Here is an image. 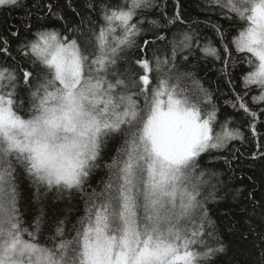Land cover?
<instances>
[{
	"label": "trees",
	"instance_id": "trees-1",
	"mask_svg": "<svg viewBox=\"0 0 264 264\" xmlns=\"http://www.w3.org/2000/svg\"><path fill=\"white\" fill-rule=\"evenodd\" d=\"M257 2L264 5L0 2V94L15 114L34 120L52 93L58 107L67 92L38 49L43 37L54 35L78 49L79 86L88 91L83 108L94 121L86 136L78 133V147L85 144L91 155L73 176L57 181L45 168H33L25 150L8 147L10 133H0V247L22 241L40 248V264H86L95 235L90 221L106 213L121 221L119 207L128 198L135 200L138 221L145 220L155 156L149 122L159 102L173 98L209 125L210 139L184 165L192 206L181 219L182 236H157L189 247L194 264H264V78L260 56L242 42ZM80 128L59 129L71 137Z\"/></svg>",
	"mask_w": 264,
	"mask_h": 264
},
{
	"label": "rangeland",
	"instance_id": "rangeland-1",
	"mask_svg": "<svg viewBox=\"0 0 264 264\" xmlns=\"http://www.w3.org/2000/svg\"><path fill=\"white\" fill-rule=\"evenodd\" d=\"M261 4L257 2L254 6L251 15L253 26L242 42L260 56L259 76L264 78V5ZM38 49L58 70L59 77L68 87L67 92L58 107L52 105L55 102V94L52 93V102L44 106L43 115L28 122H23L10 102L0 94V133H10L14 141L8 147L18 146L19 150H25L33 168L51 171L53 175L46 172L57 181L73 176L78 165L82 169L91 155L85 144L78 147V133L84 131L83 136H86V130L94 127V121L85 117L83 105L88 91L86 87L79 86L81 62L75 44L61 43L54 35L45 36ZM2 78L3 75L0 81ZM75 126L81 128L72 132L71 137L63 135V130L59 129ZM149 126V139L153 142L155 156L151 167L153 181L150 180L148 189L151 190V198L145 210V220L138 221L135 200L128 198L119 207L121 221L115 213L102 214L90 221L89 230L95 235L87 247L86 264H194L195 256L189 247L169 243L168 238L162 240L157 235L172 233L182 236L181 219L192 206V193L184 181V165L207 145L210 128L197 113L173 98L159 102ZM73 150L77 151L72 154ZM158 204L160 210L156 213ZM1 207L3 203L0 201ZM176 216L179 219L172 223ZM21 242H14L12 246L8 244L7 250L0 247V261L5 258L1 264H40L44 260L39 247Z\"/></svg>",
	"mask_w": 264,
	"mask_h": 264
}]
</instances>
